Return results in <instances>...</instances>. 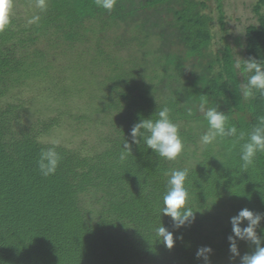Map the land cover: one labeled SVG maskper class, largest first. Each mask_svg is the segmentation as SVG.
<instances>
[{
	"label": "trees",
	"instance_id": "16d2710c",
	"mask_svg": "<svg viewBox=\"0 0 264 264\" xmlns=\"http://www.w3.org/2000/svg\"><path fill=\"white\" fill-rule=\"evenodd\" d=\"M40 2L12 0L10 25L0 31V264H205L196 256L204 246L213 250L209 264H240L255 245L237 240L240 255L232 256L230 219L244 208L264 214V151L248 168L240 158L247 134L264 129V94L243 99L240 86L251 73L236 64L264 63V0L252 6L256 22L244 28L240 57L228 42L219 2L222 44L215 50L204 0H117L110 12L95 0H43V9ZM34 16L39 21L29 24ZM54 71L65 72L59 94L69 82L94 92V108L75 118L96 123L89 149L42 140L63 111L36 117L48 107L36 105L32 86ZM59 83L56 78L54 96ZM72 90L65 105L80 96ZM202 101L218 105L244 139L203 145ZM163 107L184 144L175 161L142 140L131 144L133 125L157 119ZM125 141L132 154L121 159ZM53 146L61 160L44 177L37 161ZM180 169L188 170L187 206L195 221L177 229L161 208L166 173ZM161 224L173 234L171 249L156 233ZM256 232L264 238V220Z\"/></svg>",
	"mask_w": 264,
	"mask_h": 264
},
{
	"label": "clouds",
	"instance_id": "9594fccd",
	"mask_svg": "<svg viewBox=\"0 0 264 264\" xmlns=\"http://www.w3.org/2000/svg\"><path fill=\"white\" fill-rule=\"evenodd\" d=\"M97 7L106 11H112L117 0H95ZM43 9V0L38 5ZM12 0H0V31L5 30L10 25V13ZM39 16L32 17L29 24L37 23ZM237 69H242L245 73H251L247 82L241 84V96L248 100L253 98L256 92L264 94V63L258 62L254 58L244 60L243 64L237 63ZM199 111L207 121L208 128L200 137L203 145H209L225 137H237L243 140L244 132H239L235 125L229 126V117L219 110V106L208 107L207 101H202L199 105ZM192 114L191 109L188 110ZM157 119H142L133 125L130 136L131 144L139 145L141 140L148 149L153 150L160 158L167 161H175L180 157L184 150L183 140L180 136L179 127L173 123L170 118V110L163 107L155 113ZM140 139H137V138ZM131 144L125 141L121 159L131 153ZM264 151V129L255 127L247 134V141L240 147V158L242 167L248 168L254 165L258 152ZM132 154V153H131ZM61 160L60 154L56 151L55 146L42 149L37 161L39 172L42 176L48 177L54 175ZM169 176L167 180L166 194L163 196V207L161 214L170 217L174 226L178 229L190 225L195 221V212L187 206L189 193L185 186L188 175L187 169L172 170L166 173ZM264 220V214L254 213L248 208L239 211L238 215L230 219L232 233L228 237L229 251L232 256H239L237 240L250 242L255 245V251L252 254H245L241 257L240 264H264V238L257 235L256 229ZM247 225L241 227L244 222ZM157 235L162 238L163 243L169 249L174 245L173 234L162 224L156 229ZM211 247L204 246L197 250V259L203 258L205 264H209Z\"/></svg>",
	"mask_w": 264,
	"mask_h": 264
},
{
	"label": "rangeland",
	"instance_id": "374dc122",
	"mask_svg": "<svg viewBox=\"0 0 264 264\" xmlns=\"http://www.w3.org/2000/svg\"><path fill=\"white\" fill-rule=\"evenodd\" d=\"M207 4L206 12L210 13L213 17V31L216 33V36L212 42V50L217 49L222 43H220V26L217 20L219 11L217 9V3L219 2L222 6L223 13V24L225 26L226 32L228 31V42L232 45L235 52L238 54V57L243 52V37H244V28L250 24L256 22V16L252 11V6L255 3V0H204ZM54 75H44V79L34 80L33 90H36V105H41V107L48 111L41 114H34L36 117H48L55 114L61 113L58 120V127L51 130L46 135H43L42 140L48 143H61L65 141V144L72 147H77L81 145L84 149H89L90 146L94 144L95 141V131L96 126L95 122L86 121L84 123L81 120H76L75 118L82 113H86L87 109H93L95 104L91 97L93 91L85 88V85H77L75 82L66 83L67 91L65 94H59L58 91L61 88H65V84L62 82V75L65 77V72H56ZM56 78L61 79V83L58 84V89L56 90V96H61L62 101L55 99V90H53L54 83ZM37 87H35V85ZM43 87V90H39L38 87ZM75 87V88H74ZM72 91L79 92V95H72L73 97L68 99L65 105V97H68V94ZM43 91L42 93H40ZM65 109L71 113V117H65ZM82 110V111H81ZM56 112V113H55ZM94 113V110L92 111Z\"/></svg>",
	"mask_w": 264,
	"mask_h": 264
}]
</instances>
